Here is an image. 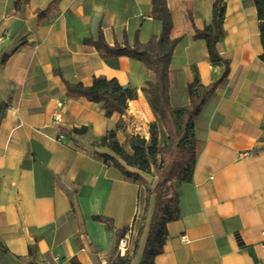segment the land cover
I'll use <instances>...</instances> for the list:
<instances>
[{
    "label": "crops",
    "instance_id": "crops-1",
    "mask_svg": "<svg viewBox=\"0 0 264 264\" xmlns=\"http://www.w3.org/2000/svg\"><path fill=\"white\" fill-rule=\"evenodd\" d=\"M167 2L170 37L178 40L170 102L183 108L196 74L208 86L222 78L226 64L212 63L207 42L196 37L212 24L216 0ZM224 2L217 50L229 74L195 122L200 153L193 180L177 188L181 218L167 225L154 264H264V47L254 0ZM52 4L55 12L40 22L37 12ZM161 32L152 0H30L19 13L14 0H0V264H113L132 226L126 255L140 264L155 198L105 162L100 155L123 163L100 142L121 121L116 140L130 153L134 127L150 142L154 124L161 142L167 140L143 92L155 75L127 56L105 60L84 40L103 33L110 46H124ZM95 77L117 79L136 89L138 99L108 119L100 104L66 96L64 81L90 86ZM57 100L65 102L58 125L52 120ZM148 197L151 218L142 230ZM95 217L111 220L113 230Z\"/></svg>",
    "mask_w": 264,
    "mask_h": 264
},
{
    "label": "trees",
    "instance_id": "trees-1",
    "mask_svg": "<svg viewBox=\"0 0 264 264\" xmlns=\"http://www.w3.org/2000/svg\"><path fill=\"white\" fill-rule=\"evenodd\" d=\"M30 0H14L16 12H22ZM260 21L261 39L264 47V0H254ZM55 12L52 4L46 10L37 12L40 22L48 19ZM226 12L224 0H216L213 7L212 24L203 30H196V37L207 42L210 60L212 63L226 64L222 78L208 86L202 84L199 76L188 85L190 103L183 108H174L170 102L169 73L174 50L178 40L170 37L173 20L167 0H152V17L162 26L159 36H154L149 42L142 43L138 38L133 45L118 44L110 46L103 33L97 40L86 39V45L95 47L100 56L107 60L122 56L130 57L146 65L148 70L155 75L154 81H148L143 92L150 97L154 110L158 114L167 133V140L161 142L159 129L156 125L150 126L151 141L147 142L139 136L132 135L127 139V144L132 152H128L116 140V131L122 127V121L114 130L107 133L100 142L101 147L109 148L127 167L136 169L132 172L115 157L100 155L105 162H111L119 168L126 178L134 182H143L141 173H150L154 168L158 176V183L150 192L155 195V209L149 226V236L140 264H154L157 256L164 251L168 235L167 225L181 218L179 207V193L177 188L193 180L194 170L200 153V144L195 136V122L204 109L207 100L213 96L219 86L229 74L226 61L220 56L217 45L224 37L223 23ZM264 61V52L261 55ZM70 99L86 98L88 101L100 104L106 118L113 115L125 114L132 101L138 99V91L131 87L123 86L117 79L95 77L92 85L73 84L64 81ZM75 133L86 132V128L76 129ZM94 220L103 222L110 231L113 230L112 221L105 217H95ZM30 255L35 253V248H29ZM74 264H80L73 259ZM126 255L119 257L113 264H131Z\"/></svg>",
    "mask_w": 264,
    "mask_h": 264
},
{
    "label": "built area",
    "instance_id": "built-area-1",
    "mask_svg": "<svg viewBox=\"0 0 264 264\" xmlns=\"http://www.w3.org/2000/svg\"><path fill=\"white\" fill-rule=\"evenodd\" d=\"M3 36L0 37V40L2 39ZM65 102L63 100H57L56 102V106L53 112V123L58 125L62 122V115H61V110L64 106ZM127 119V118H126ZM130 123H132L133 125H135V121L133 118L129 119ZM134 135L139 136L141 139H144L147 141L144 133L141 130H138L136 127H134ZM65 139V136L63 134H60L58 136V140L63 141ZM148 142V141H147ZM249 153H244L242 154V157H246L249 156ZM134 230V227L132 226L131 228H129L124 235L120 238L119 243H118V251H119V255L121 257H124L128 251L129 248V243L131 240V235L132 232ZM182 241L187 243L189 242V239L186 236L182 237ZM263 250H264V245H263Z\"/></svg>",
    "mask_w": 264,
    "mask_h": 264
},
{
    "label": "rangeland",
    "instance_id": "rangeland-1",
    "mask_svg": "<svg viewBox=\"0 0 264 264\" xmlns=\"http://www.w3.org/2000/svg\"><path fill=\"white\" fill-rule=\"evenodd\" d=\"M131 125L133 126L132 123H131ZM133 135H134V131H133ZM141 175L143 176V179L144 180H143V182H140V185L143 186V188L146 191L147 195L150 197L152 195L150 192L155 188V186L158 183V176L156 174V171H155L154 168H152L150 173H141ZM153 196L155 198V195H153ZM149 197L147 199V207H146V210L144 211V214L142 215V218H141V222L143 223V225L141 227L142 230L144 228H146V226L148 225V221L151 218V214H150L149 210L147 209L149 207V202H148L149 201ZM131 242H132V240H130V243ZM130 243H129V246H130ZM117 249H118V247H117Z\"/></svg>",
    "mask_w": 264,
    "mask_h": 264
},
{
    "label": "bare ground",
    "instance_id": "bare-ground-1",
    "mask_svg": "<svg viewBox=\"0 0 264 264\" xmlns=\"http://www.w3.org/2000/svg\"><path fill=\"white\" fill-rule=\"evenodd\" d=\"M147 139L150 140V136L147 135Z\"/></svg>",
    "mask_w": 264,
    "mask_h": 264
}]
</instances>
